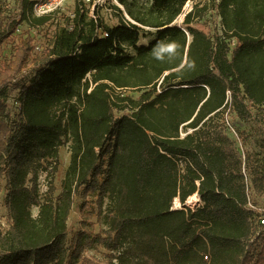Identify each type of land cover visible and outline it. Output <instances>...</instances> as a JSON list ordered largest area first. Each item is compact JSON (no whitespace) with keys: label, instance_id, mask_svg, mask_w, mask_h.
<instances>
[{"label":"trees","instance_id":"obj_1","mask_svg":"<svg viewBox=\"0 0 264 264\" xmlns=\"http://www.w3.org/2000/svg\"><path fill=\"white\" fill-rule=\"evenodd\" d=\"M189 1L117 0L111 26L78 0L73 19L33 58V77L22 73L34 48L29 35L2 64L9 227L0 222V264H264V226L253 208L264 206V0L195 4L179 24ZM32 3L20 0L6 20L0 7V45L23 22H51L55 13L35 15ZM210 8L221 25L212 35L194 24ZM143 34L154 39L140 44ZM230 116L253 124L260 152L240 151L250 135ZM67 144L61 191L50 182L43 197L40 171L57 172ZM92 194L106 225L96 233ZM192 195L199 199L187 205ZM76 196L84 228L70 250ZM95 245L109 251L105 259L85 255Z\"/></svg>","mask_w":264,"mask_h":264},{"label":"rangeland","instance_id":"obj_2","mask_svg":"<svg viewBox=\"0 0 264 264\" xmlns=\"http://www.w3.org/2000/svg\"><path fill=\"white\" fill-rule=\"evenodd\" d=\"M78 0H67L64 6L53 16V19L50 23L40 28H32L28 25L27 22H23L19 29H17L13 34H11L1 45H0V67L5 62L12 60L15 58V52L18 44L23 42L26 37L29 35L33 39L34 48L28 57V61L24 66L22 73L26 76L27 79H30L34 76L35 70L33 67V58L36 56H41L43 51L49 46L50 41L60 26L65 25L71 17V14L75 11V6ZM147 1V0H144ZM19 2L20 0H0V7L2 8V17L6 20L7 17L11 15H16L19 12ZM85 10L88 11L90 16H97L99 14L105 23L111 26H115L119 23V18L117 12L113 10V3H118L117 0H90L84 2ZM195 4L200 6L210 5V0H193L189 1L183 10V13L176 20L177 23L181 24L184 20V16L187 12H189ZM194 24L199 27L205 29L211 35L214 31L221 32L220 25V17L218 16L217 10L210 8L203 17L196 18L194 20ZM154 31V30H153ZM154 39V35L152 34H143L140 39V44L148 45L150 41ZM234 43L232 44L234 46ZM128 94L137 97L139 92L136 90H129ZM18 90H11L9 92L8 98V113L11 116H14L18 111ZM229 119L233 122V125L237 127L238 131H245L249 134V139L244 141V143L240 142L237 146L240 148V151L246 152L249 151L251 153L260 152V148L257 144L256 136L253 132L254 126L251 122L241 121L237 119L235 116H230ZM190 129L183 128L182 133L186 134ZM235 134V131L232 130ZM69 144L60 147L59 149V163L57 172L52 175L48 174L47 171L41 170L39 175V189L41 196L44 197L45 193L49 188V183L53 182L56 186L55 195H58L61 191L62 181L64 179L66 170L68 168L70 162V151ZM5 179L0 180V222L3 224V227L7 229L9 227L8 219H7V209L5 207V199H6V190H5ZM197 196V195H195ZM197 199H188V205H195L198 201ZM192 200V201H191ZM84 200L76 196L73 208L71 210V214L68 221L69 228V243L68 247L71 250L73 247V241L77 234L84 227L82 226L83 217L80 212L81 204ZM87 210L92 213L90 221L94 224L93 232H100L102 229L106 228V225L102 222V220L98 219V205H97V195L92 194L87 198ZM107 201V200H106ZM183 207L179 201L174 203V208ZM39 212L38 206H33L32 213L36 216ZM109 251L104 248L102 245H95L93 248L87 249L85 255L96 256L100 259H105L106 255Z\"/></svg>","mask_w":264,"mask_h":264},{"label":"built area","instance_id":"obj_3","mask_svg":"<svg viewBox=\"0 0 264 264\" xmlns=\"http://www.w3.org/2000/svg\"><path fill=\"white\" fill-rule=\"evenodd\" d=\"M66 1L67 0H32L33 2L32 10H33V13L38 16L46 15L50 13L56 14L64 6ZM82 1L86 2L90 0H82ZM73 17H74V13L71 14L70 18L73 19ZM104 34H107V33L105 32ZM181 134L185 135L182 132ZM253 208L256 210V219H257L258 225L264 226V206H253ZM205 258L207 259L208 256H205Z\"/></svg>","mask_w":264,"mask_h":264},{"label":"bare ground","instance_id":"obj_4","mask_svg":"<svg viewBox=\"0 0 264 264\" xmlns=\"http://www.w3.org/2000/svg\"><path fill=\"white\" fill-rule=\"evenodd\" d=\"M194 198H196L197 199V196H195V195H192L191 197H190V199H194ZM192 201V200H191Z\"/></svg>","mask_w":264,"mask_h":264}]
</instances>
